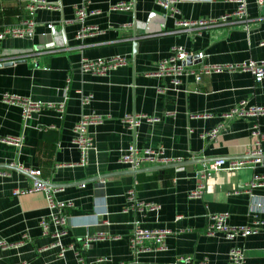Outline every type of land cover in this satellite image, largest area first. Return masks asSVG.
Returning a JSON list of instances; mask_svg holds the SVG:
<instances>
[{"label": "crops", "instance_id": "crops-1", "mask_svg": "<svg viewBox=\"0 0 264 264\" xmlns=\"http://www.w3.org/2000/svg\"><path fill=\"white\" fill-rule=\"evenodd\" d=\"M30 1L0 0V33L34 22L32 37L0 40V264H78L77 254L86 264H173L183 257L227 264L232 248L242 251L245 264H264V229L232 240L205 233L211 214L226 215L231 227L264 224V188L248 186L264 174V139L257 165L215 173L200 199L188 198L204 165L246 159L253 128L264 134V116L222 120L241 102L246 111L264 108V79L256 83L248 72L235 71L206 75L199 84L184 78L175 85L155 75L173 47L202 54V63L211 66L264 62V0L260 5L245 0L247 21L239 26L178 34L177 21L216 19L234 12L235 5L175 0L178 14L171 17L158 0H38L57 10L34 13L27 10ZM117 4L132 9L114 10ZM80 6L88 15L76 23L74 10ZM81 28L94 30L80 42L76 33ZM47 44L53 52L46 51ZM116 56L128 62L106 76L79 69L82 60ZM185 63L198 65L191 58ZM3 94L44 106L63 104L64 110L44 107L23 123L20 106L2 102ZM83 95L89 97L84 104ZM128 115L151 121L128 130L121 123ZM88 116L102 121L88 128L92 149L80 167L73 127ZM221 124L214 139L205 137ZM7 138H20V146L4 143ZM41 144L52 152L51 159L45 150L39 153ZM130 147L160 149L174 163L132 170L119 162ZM35 170L49 182L56 200L72 205L59 240L52 238L58 227L49 224L44 232L40 225L49 215L44 195L13 193L32 186L26 171ZM146 205L159 209L148 211ZM135 229L170 232L164 251L135 257L129 243ZM60 246L65 249L61 257Z\"/></svg>", "mask_w": 264, "mask_h": 264}, {"label": "built area", "instance_id": "built-area-1", "mask_svg": "<svg viewBox=\"0 0 264 264\" xmlns=\"http://www.w3.org/2000/svg\"><path fill=\"white\" fill-rule=\"evenodd\" d=\"M228 2L235 5V10L231 14L221 16L216 19H202L193 22H187L183 20H179L175 24V32L185 33V32H200L205 29H213L220 26H239L243 22L247 21V13H246V2L245 0H228ZM258 4H261V0H257ZM158 6L162 8L168 15L175 16L177 15V10L175 9V0H158ZM45 9L48 11H56V6H48L44 2H40L38 0H31L27 5V10L31 13H34L36 10ZM114 10H131V4H117L113 8ZM87 11L83 6L76 8L74 10V22L81 23L87 16ZM94 29L91 28H81L76 33V40L83 41L91 31ZM34 32V22L28 21L24 23L22 28H8L0 33V40L5 38H23V37H32ZM46 51L53 52L52 44H47L45 46ZM191 58L198 62L197 66L188 67L186 65V60ZM203 56L202 54H191L185 51L181 47H173L169 52V56L165 59H162L158 62L156 67V77L159 79L169 78L172 80V83L178 85L182 79L184 78H192L195 84H199L202 78L209 74H218L221 72H248L251 76H253L254 81L256 83H261L264 79V62H246L241 64H228V65H220V66H211L202 63ZM127 58L116 56L106 60H98V61H88L82 60L79 66L81 72L90 73L96 76H106L110 72L124 67L127 64ZM81 98V97H80ZM89 97L81 98V102L87 103ZM1 101L9 104H17L21 108V119L22 122L25 123L30 119L33 113L39 112L44 107L56 110L58 112H62L64 110V105H42L40 103H32L28 100H23L21 98L15 97L10 94H3L1 97ZM249 115L252 117L264 116V108L260 107H252L247 111L244 110V103L241 102L235 110L230 111L228 114H225L222 118L223 123L231 120L234 117H241ZM142 120L150 119L145 116H136V115H128L125 116L121 123L128 129L134 130L138 123ZM102 119L100 117H82L79 122L73 127L74 134V144L79 151V162L78 166L85 167L88 161L89 152L92 149L91 138L88 134V128L91 125L97 124L101 122ZM225 124H221L218 128L212 131L209 134H206L207 139H214L215 136L224 128ZM252 137L254 141L252 142L251 150L246 154V159L236 160L225 162L224 160H216L212 164L204 165L202 170L199 173V185L197 188L192 191L189 195V199H200L202 194L206 188L207 179L218 172H237L245 167L250 168L252 165H257L260 162L261 153L259 151L260 143L264 139V134L258 132V128L254 127L252 130ZM6 144H13L15 146H20L21 139L20 138H7L3 140ZM119 162L128 166L132 170H137L143 166H165L171 163H174L173 160H169L163 156V152L160 149L157 150H145L139 152L135 147H130L127 151L122 154L119 158ZM31 178H33L32 186L28 190H15L14 195H20L26 192H41L44 195L45 201L48 206L49 215L48 218L41 220V227L44 232L47 231V227L49 224H52L59 228V232H53L52 238L58 239L65 235V228L67 226L66 222V210L70 208L72 205L69 202H62L55 199V191L50 187L49 182L44 180L41 176V172L38 170L35 171H26ZM249 188H264V174L259 177H254L252 181L248 184ZM128 198L132 203H135L134 192L129 191ZM260 203H255L257 208L260 207ZM148 211L158 210L157 206L146 205L145 206ZM227 216L223 214H211L208 216V225L205 229L206 234H222L226 239L232 240L237 237H247L256 232L259 229H264V224L258 226V224H254L255 226H244V227H231L228 226ZM170 232L168 231H141L135 229L134 234L130 238V248L135 257L146 254L154 251H164V240ZM147 241L148 245H145L144 242ZM88 240L84 241L81 251L86 249ZM151 244L155 245L153 248ZM4 247V244L0 243V248ZM74 246L70 247V249L74 250ZM76 250V248H75ZM65 249L60 246L59 247V256L61 257ZM77 261L78 264H86L83 262L79 254ZM122 264V263H118ZM173 264H206V262L194 263L193 260L189 257H183L176 260ZM227 264H245L244 256L240 249L232 248L228 253V261Z\"/></svg>", "mask_w": 264, "mask_h": 264}, {"label": "trees", "instance_id": "trees-1", "mask_svg": "<svg viewBox=\"0 0 264 264\" xmlns=\"http://www.w3.org/2000/svg\"><path fill=\"white\" fill-rule=\"evenodd\" d=\"M44 150L46 151V149H45V145L41 144V145L39 146V153L43 152ZM46 152H47V151H46ZM47 154H48V156H49L50 159H51L52 152H47Z\"/></svg>", "mask_w": 264, "mask_h": 264}]
</instances>
